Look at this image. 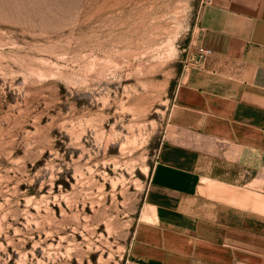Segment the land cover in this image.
<instances>
[{"label": "rangeland", "instance_id": "obj_1", "mask_svg": "<svg viewBox=\"0 0 264 264\" xmlns=\"http://www.w3.org/2000/svg\"><path fill=\"white\" fill-rule=\"evenodd\" d=\"M206 0H0V264H127Z\"/></svg>", "mask_w": 264, "mask_h": 264}, {"label": "crops", "instance_id": "obj_2", "mask_svg": "<svg viewBox=\"0 0 264 264\" xmlns=\"http://www.w3.org/2000/svg\"><path fill=\"white\" fill-rule=\"evenodd\" d=\"M127 264H264V0H206Z\"/></svg>", "mask_w": 264, "mask_h": 264}, {"label": "built area", "instance_id": "obj_3", "mask_svg": "<svg viewBox=\"0 0 264 264\" xmlns=\"http://www.w3.org/2000/svg\"><path fill=\"white\" fill-rule=\"evenodd\" d=\"M209 53H210V50L207 49V48H203V47H198L197 48L198 57L199 56H205L206 54H209Z\"/></svg>", "mask_w": 264, "mask_h": 264}]
</instances>
